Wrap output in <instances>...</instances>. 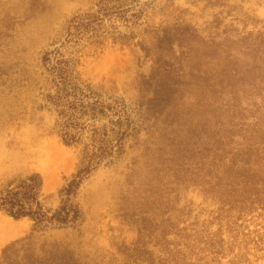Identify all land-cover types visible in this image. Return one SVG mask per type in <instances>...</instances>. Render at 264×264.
Returning <instances> with one entry per match:
<instances>
[{
    "label": "rangeland",
    "instance_id": "1",
    "mask_svg": "<svg viewBox=\"0 0 264 264\" xmlns=\"http://www.w3.org/2000/svg\"><path fill=\"white\" fill-rule=\"evenodd\" d=\"M263 62L264 0H0V192L36 173L50 215L84 156L114 146L69 194L73 224L37 229L0 210V264H159L165 240L193 264H264V200L204 190L185 144L211 106L264 138ZM72 88L104 111L76 114L65 144ZM118 118L130 122L119 153ZM211 240L214 258L201 251Z\"/></svg>",
    "mask_w": 264,
    "mask_h": 264
},
{
    "label": "trees",
    "instance_id": "2",
    "mask_svg": "<svg viewBox=\"0 0 264 264\" xmlns=\"http://www.w3.org/2000/svg\"><path fill=\"white\" fill-rule=\"evenodd\" d=\"M74 88H72V91H63V96L66 98L64 100L65 107L58 111V114L70 113L69 117L61 123V138L65 144L74 142L75 136L70 131V128L76 127V123H74L77 119L76 114L80 116V114L85 113L87 107L92 112L95 109L100 113L104 111L103 105L95 98L85 104L81 98L77 97ZM50 99L56 104L53 97H50ZM107 106L109 107V105ZM218 109L219 106H211L210 112L207 115L211 119L215 118V120L213 121L206 117L204 123H195L193 135L188 138L189 141L185 142L186 145H189V142L195 144V152L193 151L192 153L197 158V166L195 173H193L194 177L191 179L203 183L202 187H204V190L208 191L209 189L210 191L216 189L219 191L220 196V190L222 191L224 188L229 197L227 200L232 199L229 200L231 202H249V204L263 202L264 138L261 137L263 135L262 132L258 131L261 127L257 131L254 128V131L260 135L259 140H256L253 134L242 135L239 129L240 127L243 128L242 124L230 122L227 125L220 121L219 117L227 111L218 112ZM68 119H71V122ZM126 119L127 124L124 127H121L123 122L119 118L114 123L118 127H121V129L115 132L114 145L117 153L121 150L122 140L129 134L127 131L130 128V122H128V118ZM262 127L264 128V126ZM131 131L133 135L137 133V129L135 130V128H131ZM102 135L106 136L104 131ZM235 136L240 137V143L235 139ZM232 143L236 147H231ZM113 147L108 142L100 144L96 147L98 153L91 151V154L84 156L83 166L77 170L61 189V192L67 198L50 215L47 210H43L38 201L41 179L36 173L26 176L16 182L13 187H7L0 192V210L14 219L22 217L31 218L34 221V228L37 229L44 228L48 224L55 226L73 224L79 219V211L74 205L67 202L69 194L77 188L80 180L89 172L90 167L97 164L101 156L110 153ZM107 148L108 151L106 150ZM182 157L184 158L185 155L182 154ZM225 177L226 181L224 182ZM227 179L229 180L227 181ZM179 237L182 238L183 236L180 235ZM167 242L166 240L164 241V256L159 264H193L187 261L184 256L179 258V250L176 247L169 248V244H166ZM218 243H220L219 240L212 241L209 247H203L201 251L212 255L213 257L211 258H214L220 252V246H217Z\"/></svg>",
    "mask_w": 264,
    "mask_h": 264
},
{
    "label": "bare ground",
    "instance_id": "3",
    "mask_svg": "<svg viewBox=\"0 0 264 264\" xmlns=\"http://www.w3.org/2000/svg\"><path fill=\"white\" fill-rule=\"evenodd\" d=\"M60 151H62V149L61 150H59L58 152L60 153ZM58 152H55V154L56 155H54V158H58ZM53 154H54V152H53ZM52 154V155H53ZM63 154V153H62ZM53 157V156H52ZM53 158V159H54ZM59 159V158H58ZM65 159L67 160V158L65 157ZM56 160V159H55ZM60 160V159H59ZM63 160V159H62ZM61 160V161H62ZM58 161V160H57ZM64 161V160H63ZM66 162L67 161H65V164H66ZM48 163H49V161H48ZM64 163V162H63ZM49 165V164H48ZM57 165V164H56ZM64 165V164H63ZM62 165V166H63ZM66 166V165H65ZM56 167V166H55ZM60 167V166H59ZM64 167V166H63ZM47 169H49V168H47ZM43 171V170H42ZM51 171V170H50ZM41 172V171H40ZM51 173H53L52 171H51ZM51 173H49L48 172V174H51ZM46 174H47V172H46ZM54 174H55V172H54ZM45 176V175H44ZM52 175H48V177H51ZM47 176H45V178H46ZM47 177V178H48ZM52 178H54V177H52ZM46 185V184H45ZM44 185V186H45ZM44 188V187H43ZM4 217H2V219H3ZM7 218V217H6ZM25 221H26V219H25ZM14 221H11V219H8V220H6V222L4 221V224H3V226H1V229H3L4 230V232H6L9 236H15V235H17V234H19L21 231H22V229H23V227L25 226L24 225V223L22 222V221H19L18 223L16 222H14ZM7 223L9 224L8 225V227L6 228V226H7ZM4 225H5V227H4Z\"/></svg>",
    "mask_w": 264,
    "mask_h": 264
}]
</instances>
